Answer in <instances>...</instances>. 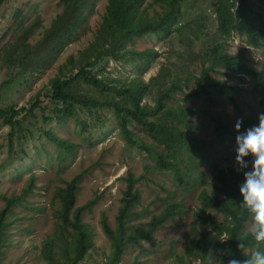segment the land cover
Instances as JSON below:
<instances>
[{"label":"trees","instance_id":"16d2710c","mask_svg":"<svg viewBox=\"0 0 264 264\" xmlns=\"http://www.w3.org/2000/svg\"><path fill=\"white\" fill-rule=\"evenodd\" d=\"M59 1L63 11L48 28H44L36 43L30 42V38L36 28H43L40 20L25 25L23 19L16 17V34L0 54V59L8 68L17 70L18 77H36L50 69L65 49L78 39L80 30L88 22L98 2ZM204 1L108 0L93 40L57 67L48 85L31 99L33 108H29V111L41 106L42 96L49 98L54 101L55 107L52 117L44 116L46 123L56 121L63 125L68 120H74L80 132L89 135L101 121L98 113L109 110L117 121L121 137L128 145L137 146V130L141 128L165 151L181 155L188 170L191 173L199 171L203 184L212 188L211 191L207 188L202 191L201 206L194 213L199 224L194 228L199 242L191 254L200 259V264H209V261L211 264H227L230 257L241 261L245 258L238 243L246 242L249 246L252 243L246 232L250 216L239 207L242 200L239 185L243 182V175L236 170L235 165L228 166L217 170L214 182H209L201 166L209 163L212 154L219 153L225 141L235 139L238 133L235 126L217 122L213 139L200 137L191 127V116L199 113L198 109L175 106L174 102L177 101L176 95L182 93L186 99H203L210 105L226 100L238 107L236 95L242 94L244 89L236 83L212 79L211 75L240 80L248 77L254 82L252 94H262L264 66L257 68L247 63L245 53L248 48L230 53L227 40L232 33L237 32L246 37L249 47H264V22L260 26L251 22L250 18L256 14L252 0H211L217 20L216 32L212 33L209 17L203 12H191ZM3 2L0 0V5ZM147 36L157 37L170 44L177 39V44L171 46L158 73L145 81L141 75L154 59L162 55L154 48L139 50L135 47L137 40ZM198 41L204 42L199 52L195 49ZM106 58L115 62H130L140 73L130 80L108 81L105 76L93 72V68ZM192 82L196 83L195 88L185 93L184 87ZM25 111V107H0V122L11 129V147L17 129V140L24 137L22 129L25 127L20 116ZM82 114L88 115L90 121L82 118ZM254 124L252 117L243 119L241 132ZM42 132L58 149L60 163L67 162L77 152L78 143L60 137L53 129H43ZM139 147L149 154L154 153V149L145 144ZM157 168L173 172L178 185H185V173L179 163L158 156ZM83 178L84 173H80L70 181L64 180V186H57L55 190L54 199L59 202V207L54 217L58 228L53 236L43 242L42 257L47 264H84L86 256L94 249V233L92 227L83 220V214L91 210L98 198L76 206ZM142 180L145 177H137L132 172L125 176L126 187L115 228L111 227L106 217L103 218V231L112 245V253L104 264H120L131 245L141 240L153 241L155 231L166 220L182 213V202L172 201L140 233H134L130 221L140 216L134 209L141 203L142 195L137 184ZM34 182L35 175H32L20 195L3 197L4 206L0 210V260L11 225L9 219L14 208L23 205L27 195L33 191ZM178 261L179 264H192L183 257H179ZM134 264L139 262L136 260Z\"/></svg>","mask_w":264,"mask_h":264},{"label":"rangeland","instance_id":"374dc122","mask_svg":"<svg viewBox=\"0 0 264 264\" xmlns=\"http://www.w3.org/2000/svg\"><path fill=\"white\" fill-rule=\"evenodd\" d=\"M252 1L256 14L250 20L255 26H260L264 22V0ZM107 2L108 0H98L94 12L80 30L78 39L71 43L58 61L44 73L36 77H18V71L5 66L0 59V107H25L26 110L20 116L25 127L22 129L24 137L17 140V129L13 147L10 127L0 122V210L4 206L3 197L20 195L28 186L32 175H35V188L27 195L23 205L14 208V213L9 219L11 225L7 230L8 236L0 264H47L42 257L43 242L53 236L58 228L54 217V212L59 207V202L54 199L55 190L57 186H64V180L70 181L80 173H84V178L77 193L76 206L98 198L91 210L83 214V220L92 227L94 233V249L86 256L84 264L106 263L112 253V245L103 231L102 221L106 217L111 227L115 228L128 172L137 177H145V180L137 184L142 198L140 205L134 209L140 216L130 221L134 233H140L170 202H182L183 208L180 215L166 220L164 225L155 231L153 241L141 240L136 245H131L120 264H134L136 260L139 264H179V257L191 261L192 264H200V259L191 254L195 252L199 242L194 229L199 224L194 213L201 206L202 191L205 188L211 191L212 188L203 184L199 171L191 173L181 155L165 151L141 128L137 130V146L128 145L121 137L117 121L109 110L98 113L101 121L89 135L81 133L74 120H68L63 125L56 121L46 123L44 116L52 117L55 107L54 101L49 98L42 96L41 106L32 112L29 111V108H33L31 99L48 85L57 67L93 40ZM62 11L63 5L59 0H4L0 5V54L7 44L13 41V35L16 34V17L23 19L25 25L40 20L43 28H36L30 38V42L36 43L44 28H48ZM191 12L206 14L211 23V32H216L217 20L211 0H205ZM227 43L228 51L233 54L248 48L245 53L247 63L263 68L264 47H249L246 37L237 32L232 33ZM176 44L177 39L170 44L154 36L136 41L135 47L139 50L150 47L162 53L141 75L145 81L158 73L171 46ZM203 46L204 42L198 41L196 51L199 52ZM93 72L105 76L108 81L130 80L140 73L130 62H115L107 58L93 68ZM211 78L239 84L244 91L236 95L238 107L226 100L210 105L203 99H186L182 93L176 95L175 106L198 109L199 113L191 116V127L200 137L213 139L217 122L235 126L238 118L252 117L255 124L258 123V113L264 111V92L259 95L252 94L254 82L251 79H231L224 75H211ZM195 84L192 82L185 86V93L193 90ZM82 118L90 121L88 115L82 114ZM43 129H53L60 137L78 143L79 148L75 155L67 162L60 163L57 158L58 149L43 135ZM141 144L153 148L154 153L149 154L142 150L139 147ZM234 146L235 139L226 140L220 152L212 154L210 162L201 166L206 171L209 182H214L217 170L235 165ZM158 156L181 165L185 173V185H178L173 172L157 168ZM218 217L222 219L221 215ZM249 224L250 222L247 227Z\"/></svg>","mask_w":264,"mask_h":264},{"label":"clouds","instance_id":"9594fccd","mask_svg":"<svg viewBox=\"0 0 264 264\" xmlns=\"http://www.w3.org/2000/svg\"><path fill=\"white\" fill-rule=\"evenodd\" d=\"M257 120V124L243 132V119L238 118L235 123L238 134L233 148L234 163L236 170L243 175V182L239 185L242 197L239 207L250 216L246 232L252 243L251 246L246 242L238 243L245 258L241 261L230 257L227 264H264V112L258 113Z\"/></svg>","mask_w":264,"mask_h":264}]
</instances>
